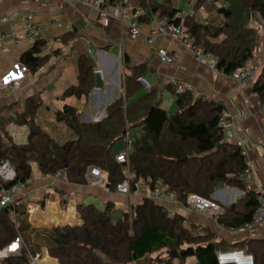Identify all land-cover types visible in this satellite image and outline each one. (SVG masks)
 Wrapping results in <instances>:
<instances>
[{
  "label": "trees",
  "instance_id": "trees-1",
  "mask_svg": "<svg viewBox=\"0 0 264 264\" xmlns=\"http://www.w3.org/2000/svg\"><path fill=\"white\" fill-rule=\"evenodd\" d=\"M205 1L198 0L195 15L186 18L187 34L197 45H202L206 53L216 57L219 72L229 75L252 67L261 29L236 22L228 8L223 13L224 24L201 23L196 13ZM240 2L252 12V20L257 13L264 21V0ZM155 9H161V15L171 22L180 20L178 13L169 7L157 5ZM46 45V41L37 39L33 47L20 56V63L34 75L48 64L49 57L43 55ZM78 70V84L64 91L65 100L89 99L97 90L99 70L92 59L81 56ZM141 75L134 70L125 77L124 92L107 107L105 118L97 123L82 122L78 110L65 104L57 112L69 131L63 142L44 132L39 125L37 112L43 106L39 93L27 98L23 110L9 116L6 122L0 117V164L10 161L15 171L12 181L0 179V191L16 184L28 186L33 165L46 176L63 171L64 178L74 184L88 183L90 169L97 167L102 170L110 189L115 191L126 179L129 167L132 191L136 183H142L151 193L161 187L166 193H174L186 206L192 194L211 200L219 187L243 190L245 195L241 202L218 214L219 222L225 227L243 228L251 222L258 199L241 178L248 168L242 147L228 141L219 127L225 107L186 93L176 96V113L169 115L156 101L155 90L130 101L143 89L138 82ZM253 92L264 106V63ZM8 123L29 129L27 143L13 142L5 127ZM132 127L145 128L151 146L128 150L127 166L116 161L113 148L126 139ZM184 158L187 160L180 161ZM78 212L83 221L80 225L38 229L29 222L22 202L0 208V251L21 242L20 254H10L0 259V264H29L43 247L59 264H142L147 257H150L148 264H186L188 258H194L197 264H219L218 253L226 250H242L253 255L255 264H264V240H246L233 245L216 242L210 230L196 225L189 228L183 216L154 203L139 204L130 212L119 214L112 202H107L103 211L94 205H83L78 207ZM184 246L193 247L194 255L181 256L186 250Z\"/></svg>",
  "mask_w": 264,
  "mask_h": 264
},
{
  "label": "crops",
  "instance_id": "crops-1",
  "mask_svg": "<svg viewBox=\"0 0 264 264\" xmlns=\"http://www.w3.org/2000/svg\"><path fill=\"white\" fill-rule=\"evenodd\" d=\"M157 5L175 10L179 16L188 12L192 4L191 0H104L100 4L84 0H0V18L8 17V22L0 24V35L10 34L0 45V117L22 111L25 100L39 93L43 97V106L37 112L38 119L56 118V113L69 104L78 110L82 122L97 123L105 118L107 107L124 92L125 77L134 70L141 72L140 77L151 85L148 89L138 81L142 90L147 93L155 90L156 101L167 111L163 98L158 99L157 93L170 92L176 103L175 84L184 82L192 86L190 93L195 98L210 95L228 111L234 136L227 140L242 147L250 176L254 179L252 188H247L254 191L258 187L264 193V106L253 92L256 75L236 82L224 73L212 71L207 64L196 62L191 52L168 35L152 41L159 20H170L161 15V9H155ZM227 6L223 1L206 0L197 9V20L222 25L226 18L220 10ZM102 9L110 14L108 26L99 20ZM29 14L33 15L36 29L32 36L28 35ZM135 15H138L137 19ZM136 21L140 24V34L133 38ZM15 38L20 43H16ZM37 39L47 42L43 55L48 56L49 61L34 75L20 63V56L31 49ZM260 48L258 42L252 61L254 69L264 63ZM159 49L168 51L173 62L162 63L157 56ZM81 56H87L95 63L103 77V88L95 90L89 99L73 97L65 100L62 98L64 91L78 84ZM11 82L19 85L8 88ZM113 152L115 155L124 153L117 151V146ZM35 166L38 173L32 174L28 186L21 187L18 195L27 208L29 222L38 229L82 224L78 207L83 205H94L103 211L106 203L112 202L119 214L149 202L180 214L189 228L196 225L210 230L216 242L233 245L246 240H264V228L243 232L233 230L219 222L218 214L199 212L167 197L155 198L145 188L133 190L130 196H126L111 190L107 181L105 184L97 181L74 184L64 177L46 176ZM244 195L243 190L223 186L211 197L221 205L224 213L226 207L241 202ZM12 246L20 254L21 242L17 241L9 249L0 251L4 253L0 257L16 255ZM40 250L46 262L59 264L45 247ZM186 264L192 262L186 260ZM194 264H197L196 260Z\"/></svg>",
  "mask_w": 264,
  "mask_h": 264
},
{
  "label": "built area",
  "instance_id": "built-area-1",
  "mask_svg": "<svg viewBox=\"0 0 264 264\" xmlns=\"http://www.w3.org/2000/svg\"><path fill=\"white\" fill-rule=\"evenodd\" d=\"M87 2H97L102 3L104 0H86ZM198 0H191L192 10L188 12H182L179 15L180 20L178 22H171V20L160 19L159 20V27L157 31L152 33L151 40H155L158 36H165L168 35L174 41L181 43L189 52L192 53L194 59L198 63H205L209 66V68L214 72H219L216 68V57L210 53H206L202 45H197L195 43V39L187 34L185 29V20L187 17H191L195 15V5ZM257 20L259 21L260 25L262 26L261 35L259 38V44L261 43L260 50L264 55V21L262 20L261 16L257 13L255 14ZM135 18H138V15H135ZM99 20L100 22L108 26L110 20V14L106 12V10H101L99 13ZM8 22V17L0 18V24ZM27 26H28V35L32 36L35 32V27L33 24V15L29 14L27 17ZM133 38H135L138 34H140V24L138 21L134 22L133 27ZM10 34H2L0 35V45L6 39H8ZM16 43H20L18 38H15ZM3 51H6L4 48ZM158 59L162 63H172L173 57L166 51L165 49H159L157 51ZM255 75V72L251 68H245L241 70H236L231 72L228 76L236 82H241L245 79L252 78ZM138 81L145 87H151L149 82L144 78L140 77ZM19 85L18 82H11L8 84V88L17 87ZM193 88L190 84L184 82H177L175 84V94L177 96L190 93L192 92ZM199 98L202 100L210 101L212 100V96L210 95H200ZM219 127L222 129L224 136L226 139L233 138L234 134L231 129L232 121L228 111L225 109L222 112L220 117ZM130 150V149H128ZM128 150L124 153H120L116 155V161L120 164L129 165V157H128ZM251 170L249 167L245 170L244 174L242 175V180L246 184L247 187L250 189L254 185V179L250 176ZM56 176L61 178L64 177L63 171H58ZM88 180L89 181H97L105 184L104 175L101 169L97 167H92L88 173ZM15 177V171L10 161H6L0 164V179L3 181H12ZM22 186L19 184L14 185L11 188H2L0 191V208L8 207V206H17L21 203L20 196L18 192ZM145 187L142 183L135 184V190H143ZM115 191L119 194L130 196L132 193V180L130 176V171L128 167V171L126 173V179L118 184L115 188ZM254 192L257 194L258 199V207L256 212L252 216L251 222L247 223L243 228L238 229L239 232H243L246 230H252L253 228L259 227L264 228V193L256 187ZM152 194L155 198L167 197L172 200H176L177 198L174 193H166L161 187L156 188ZM187 207L199 212H218L221 213L223 208L215 199H205L199 195L192 194L187 199ZM80 214V213H79ZM44 251V250H42ZM46 251V250H45ZM44 253H37L33 256L30 260L29 264H51L45 261ZM218 262L219 264H255V259L252 255L245 254L243 251H228V252H219L218 253Z\"/></svg>",
  "mask_w": 264,
  "mask_h": 264
},
{
  "label": "rangeland",
  "instance_id": "rangeland-1",
  "mask_svg": "<svg viewBox=\"0 0 264 264\" xmlns=\"http://www.w3.org/2000/svg\"><path fill=\"white\" fill-rule=\"evenodd\" d=\"M84 1H86V0H84ZM220 1H223L225 3V5L227 6L226 1H224V0H220ZM220 1H218V2H220ZM215 3H217V2H215ZM189 8H190L189 11H191L192 5H190ZM226 8H228V6ZM253 17L254 18L251 22L250 27L258 26L262 30L263 28L260 25L259 21L257 20L256 16L254 15ZM259 41H261V39ZM254 57H255V55H254ZM250 68L255 72V75L257 78L259 76V74L261 73L262 65L258 66L256 69H254L252 67H250ZM146 93H147L146 90H140L139 92H137L134 96H132L130 98V101L137 100L140 97L146 95ZM157 98L158 99L163 98V100H162V101H164L163 105L165 108L167 107L166 109H167V111L171 112V115L176 113L177 106L175 103V99L170 92L165 91L163 95L161 93H157ZM17 112H19V111H17ZM2 116H3V121L6 122L8 120V117H9L8 114L5 113V114H2ZM38 122H39V125L42 127V130L44 132L49 133L50 135L55 137L59 142H63L67 139V137L69 135V131H68V128L65 124V121L63 120V117L58 118L56 115V118H49V119H45V120L38 119ZM6 125H7V126H5L6 130L9 131L10 135L13 137V142L15 144L27 143L28 133H29V129L27 127H19V126L15 125L14 123H8ZM116 146H117V151L121 150L122 152H124L127 149H132V150L147 149L151 146V142H150L149 136L146 134L145 131H143L142 128L132 127L130 129H128V134H127L126 139L119 141L116 144ZM33 167H34L33 175H36L38 173V169L36 168L35 165H33ZM143 188H145L147 190L146 187H143ZM208 212H210V211H207L206 213H208ZM213 213L218 214V212H213ZM187 247L188 246H184L183 249H187ZM8 249H9V247H8ZM13 249L15 251V254L19 255V252H17V250H16L17 248L13 247ZM238 251H242V250H238ZM3 254H4L3 252L0 253V256H3ZM3 258H5V257H0V259H3ZM187 260H190V262H192V264L195 263L194 258L193 259L188 258ZM149 262H150V257H147L146 259H144L142 261V264H148Z\"/></svg>",
  "mask_w": 264,
  "mask_h": 264
},
{
  "label": "water",
  "instance_id": "water-1",
  "mask_svg": "<svg viewBox=\"0 0 264 264\" xmlns=\"http://www.w3.org/2000/svg\"><path fill=\"white\" fill-rule=\"evenodd\" d=\"M228 3V10L230 13L234 16V20L241 25L248 27L251 25L252 22V12L245 9L240 0H225ZM227 10L226 7L222 8L220 10V13H224ZM97 76V90H101L103 88V77L101 72L96 73ZM146 129L143 128V131ZM187 158H184L180 161H186ZM195 253L193 247H188L186 250H184L180 255L183 257H189L193 256Z\"/></svg>",
  "mask_w": 264,
  "mask_h": 264
},
{
  "label": "bare ground",
  "instance_id": "bare-ground-1",
  "mask_svg": "<svg viewBox=\"0 0 264 264\" xmlns=\"http://www.w3.org/2000/svg\"><path fill=\"white\" fill-rule=\"evenodd\" d=\"M89 181V180H88Z\"/></svg>",
  "mask_w": 264,
  "mask_h": 264
},
{
  "label": "snow or ice",
  "instance_id": "snow-or-ice-1",
  "mask_svg": "<svg viewBox=\"0 0 264 264\" xmlns=\"http://www.w3.org/2000/svg\"><path fill=\"white\" fill-rule=\"evenodd\" d=\"M7 82V81H6Z\"/></svg>",
  "mask_w": 264,
  "mask_h": 264
}]
</instances>
